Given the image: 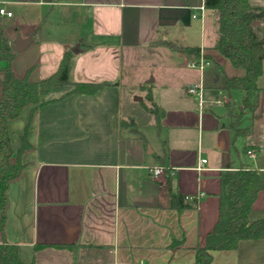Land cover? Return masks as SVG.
Instances as JSON below:
<instances>
[{
    "label": "crops",
    "instance_id": "1",
    "mask_svg": "<svg viewBox=\"0 0 264 264\" xmlns=\"http://www.w3.org/2000/svg\"><path fill=\"white\" fill-rule=\"evenodd\" d=\"M251 3L264 6V0ZM201 6L204 0L2 2L12 13L1 16V25L14 52L17 34L32 38L12 63L18 77L33 68L32 81L47 79L70 52L72 82L108 84L93 95L54 88L32 118L26 107L9 123L15 152L29 122L33 145L10 186L0 231V243L5 238L16 245L23 263L195 264L196 248L219 219L223 174L264 171V62L256 107L242 119L248 134L236 136L231 113L244 95L225 86L245 72L215 50L218 13ZM169 44L204 50L211 60L203 109L187 92L199 80L186 67L192 57ZM135 58L148 62L133 80ZM149 90L165 111L160 126L142 106ZM130 118L138 133L122 127ZM202 159L207 163L200 169ZM159 166L168 171L155 179L150 169ZM172 194L203 196L177 210ZM261 219L264 191L250 215ZM210 264H264V239L216 251Z\"/></svg>",
    "mask_w": 264,
    "mask_h": 264
},
{
    "label": "trees",
    "instance_id": "2",
    "mask_svg": "<svg viewBox=\"0 0 264 264\" xmlns=\"http://www.w3.org/2000/svg\"><path fill=\"white\" fill-rule=\"evenodd\" d=\"M0 0V8L2 2ZM204 6L218 13L219 38L215 44L222 56L228 59L234 68L243 70L245 75L228 79L225 88L239 90L244 99L241 111L242 119L246 110L256 107L255 97L260 93L257 80L263 73L264 62V6H254L251 0H204ZM255 22H259L258 25ZM172 46V45H168ZM174 47V46H172ZM191 57H197L200 49L174 47ZM17 54L1 25L0 16V231L4 234L8 209V192L11 184L17 180L26 164L23 155L33 148L29 141L30 122L21 136V144L15 152L9 123L18 119L26 107H31V115L43 105L41 98L54 88L71 86V94L93 95L108 86L107 83H74L71 81L73 55L65 54L58 71L51 77L32 81L29 69L24 77H18L12 63ZM145 88V87H144ZM143 108L155 118L160 126L165 111L158 106L147 92ZM231 116L233 114L231 113ZM242 119L232 121L231 128L236 136H245L248 129L243 127ZM122 127L138 133L135 121L130 118L122 121ZM222 195L218 222L206 237L205 245L196 248L195 264H210L216 251H233L245 240L264 239V219L251 221L250 215L254 203L261 191H264V171L241 168L223 174ZM188 197L172 194L171 207L182 210L190 208ZM0 264H26L19 257L18 247L3 239L0 243ZM33 264V263H30Z\"/></svg>",
    "mask_w": 264,
    "mask_h": 264
},
{
    "label": "built area",
    "instance_id": "3",
    "mask_svg": "<svg viewBox=\"0 0 264 264\" xmlns=\"http://www.w3.org/2000/svg\"><path fill=\"white\" fill-rule=\"evenodd\" d=\"M200 10L204 11L205 7L201 6L199 7ZM0 16H7V17H11L12 13L6 11L3 7L0 8ZM194 17H196L194 15ZM212 66V62L210 59H208L204 53V50L200 51V54L197 57H192L190 58L187 63H186V67L192 70H195L199 73V80L193 84H191L188 88H187V92L189 95L197 98L199 100V104L201 109H203L204 106V91H205V80H206V72L208 71V69ZM217 104H220L221 101L218 100L216 101ZM248 155L250 157H254L255 156V152H253L252 150L248 151ZM207 163L206 159H202L200 161V169L204 167V165ZM167 169L165 167L159 166V167H154L152 169H150V173L152 175L153 178L158 179L161 176L167 174ZM201 196H203L202 194H200L199 196L196 197H188L189 200L195 201L199 198H201Z\"/></svg>",
    "mask_w": 264,
    "mask_h": 264
},
{
    "label": "rangeland",
    "instance_id": "4",
    "mask_svg": "<svg viewBox=\"0 0 264 264\" xmlns=\"http://www.w3.org/2000/svg\"><path fill=\"white\" fill-rule=\"evenodd\" d=\"M145 62L147 63L148 59H146V58H145V60H143V59L140 60L139 58L133 59L134 65L131 68V73H132V79L133 80H135L136 78H138L139 76H141L144 73V71L146 70L145 69V66H146ZM152 62H154V61H152ZM240 109L241 108H237V109L232 110V114L234 116V117H232V121H237V120L242 119L243 111H241Z\"/></svg>",
    "mask_w": 264,
    "mask_h": 264
},
{
    "label": "water",
    "instance_id": "5",
    "mask_svg": "<svg viewBox=\"0 0 264 264\" xmlns=\"http://www.w3.org/2000/svg\"><path fill=\"white\" fill-rule=\"evenodd\" d=\"M32 43V38H23L20 34H17L16 41L14 43L15 51L17 53H23ZM139 101H143L142 98H138Z\"/></svg>",
    "mask_w": 264,
    "mask_h": 264
}]
</instances>
